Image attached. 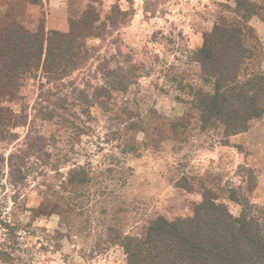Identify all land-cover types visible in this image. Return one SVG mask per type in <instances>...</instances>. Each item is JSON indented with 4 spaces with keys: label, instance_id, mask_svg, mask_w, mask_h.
Segmentation results:
<instances>
[{
    "label": "rangeland",
    "instance_id": "374dc122",
    "mask_svg": "<svg viewBox=\"0 0 264 264\" xmlns=\"http://www.w3.org/2000/svg\"><path fill=\"white\" fill-rule=\"evenodd\" d=\"M84 11L86 60L3 99L23 125L0 143V264H126L116 238L192 216L205 191L264 230V112L230 136L194 108L214 94L197 51L217 25L241 31V80L264 75V0H0V28L67 33Z\"/></svg>",
    "mask_w": 264,
    "mask_h": 264
},
{
    "label": "trees",
    "instance_id": "16d2710c",
    "mask_svg": "<svg viewBox=\"0 0 264 264\" xmlns=\"http://www.w3.org/2000/svg\"><path fill=\"white\" fill-rule=\"evenodd\" d=\"M92 13L84 11L79 20L70 23L67 33L45 36L43 31L32 33L19 24L0 28V143L13 140L17 136L13 130L23 125L21 116L7 108L3 99H13L23 83L39 73L53 83L71 75L70 71L91 52L86 40L94 35L96 20H91ZM214 29L197 51L202 57L203 74L214 80V94L198 92L194 108L207 121H219L232 136L246 131L248 122L263 114L259 105L264 96V75L241 80V66L248 53L241 31L227 24ZM217 32H223L224 37H216ZM43 90L41 87L40 100L47 101L55 94ZM39 142L44 140L30 144ZM20 155L7 160L10 176L23 172L20 164L26 154ZM14 156L19 169L16 164L10 165ZM210 196L209 191L204 192L190 217L174 221L158 217L139 235L116 238L126 264H264V230L257 219L244 210L233 217L224 204L215 203Z\"/></svg>",
    "mask_w": 264,
    "mask_h": 264
}]
</instances>
